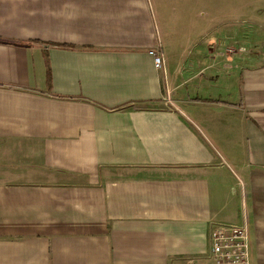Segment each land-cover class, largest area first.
<instances>
[{
	"label": "crops",
	"instance_id": "0c3cea01",
	"mask_svg": "<svg viewBox=\"0 0 264 264\" xmlns=\"http://www.w3.org/2000/svg\"><path fill=\"white\" fill-rule=\"evenodd\" d=\"M210 5L0 0V264L203 259L242 212L264 264V52Z\"/></svg>",
	"mask_w": 264,
	"mask_h": 264
},
{
	"label": "rangeland",
	"instance_id": "374dc122",
	"mask_svg": "<svg viewBox=\"0 0 264 264\" xmlns=\"http://www.w3.org/2000/svg\"><path fill=\"white\" fill-rule=\"evenodd\" d=\"M210 4L208 15L225 22L230 44L244 54L264 52V0H210Z\"/></svg>",
	"mask_w": 264,
	"mask_h": 264
},
{
	"label": "built area",
	"instance_id": "2783aa9c",
	"mask_svg": "<svg viewBox=\"0 0 264 264\" xmlns=\"http://www.w3.org/2000/svg\"><path fill=\"white\" fill-rule=\"evenodd\" d=\"M148 54L154 68L163 70L160 45L149 49ZM247 223V215L242 212L240 224H213L209 232V250L203 259L187 257L177 264H249Z\"/></svg>",
	"mask_w": 264,
	"mask_h": 264
},
{
	"label": "trees",
	"instance_id": "16d2710c",
	"mask_svg": "<svg viewBox=\"0 0 264 264\" xmlns=\"http://www.w3.org/2000/svg\"><path fill=\"white\" fill-rule=\"evenodd\" d=\"M47 81L49 82V70H47Z\"/></svg>",
	"mask_w": 264,
	"mask_h": 264
}]
</instances>
